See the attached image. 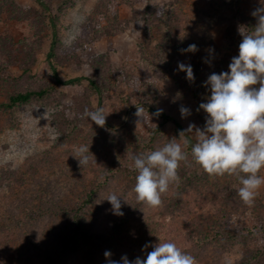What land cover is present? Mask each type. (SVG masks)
<instances>
[{
  "label": "rangeland",
  "instance_id": "obj_1",
  "mask_svg": "<svg viewBox=\"0 0 264 264\" xmlns=\"http://www.w3.org/2000/svg\"><path fill=\"white\" fill-rule=\"evenodd\" d=\"M41 1L48 10L35 0H0V212L21 214L18 225L11 216L0 223L8 231L0 233L8 257L40 243L55 248L71 240L70 214L33 219L31 210H71L86 199L80 214L85 243L75 239L79 243L67 249L61 264L119 261L125 256L117 254L123 240L131 243L129 260L145 258L160 241L186 248L197 264H202L198 258L236 264L244 245L264 248V186L252 204L244 203L238 178L206 173L172 122L182 131L189 124L203 128L206 114L198 106L210 95L205 82L213 72L228 71L238 55L239 29L254 30L259 18L251 13L264 7V0L232 5L227 0ZM162 6L167 16L154 21L152 11ZM50 15L57 33L51 64ZM190 44L198 51H182ZM179 62L192 66L194 81L178 71ZM57 79L78 81L63 85ZM28 91L45 94L3 107L12 95ZM181 107L191 115L182 118ZM97 108L107 115L103 127L84 115ZM157 109L171 121L154 117ZM173 138L188 159L180 163V180L162 194V203L149 206L134 192L137 171L130 156ZM188 138L194 142L192 134ZM112 193L122 199L123 216L111 211L106 199ZM105 251L112 256L106 258Z\"/></svg>",
  "mask_w": 264,
  "mask_h": 264
},
{
  "label": "clouds",
  "instance_id": "obj_2",
  "mask_svg": "<svg viewBox=\"0 0 264 264\" xmlns=\"http://www.w3.org/2000/svg\"><path fill=\"white\" fill-rule=\"evenodd\" d=\"M251 15L259 18L258 24L251 33L243 27L239 29L242 39L238 55L231 59L228 71L213 72L205 82L210 95L198 106V110L206 114L203 128L189 124L179 133V137H185L183 144L190 147L194 162L206 173L238 178V196L249 205L264 186V176L259 175L264 169V7L255 9ZM182 51L195 53L198 47L190 44ZM213 52L214 49H209V54ZM177 68L185 73L187 80H195L190 64L179 62ZM143 111V107L137 109L136 115ZM162 112L163 109H157L152 115L159 117ZM180 114L187 118L191 110L181 107ZM84 115L99 127L104 126L107 116L102 108L85 110ZM188 134H192L194 142L187 138ZM80 151L89 153L88 148ZM130 158L137 171L134 186L137 199L155 207L162 203V194L170 185L179 182L177 170L180 163L188 159V154L173 138L146 154L133 151ZM106 200L114 215L123 216L122 199L117 194L112 193ZM104 256L110 258L112 253L105 251ZM109 264H197V261L175 243L159 241L145 258L129 260L125 255L119 261L109 259Z\"/></svg>",
  "mask_w": 264,
  "mask_h": 264
},
{
  "label": "trees",
  "instance_id": "obj_3",
  "mask_svg": "<svg viewBox=\"0 0 264 264\" xmlns=\"http://www.w3.org/2000/svg\"><path fill=\"white\" fill-rule=\"evenodd\" d=\"M35 1L41 7L48 10L47 5H45L41 0H35ZM238 2H239V0H227V4H230V5L237 4ZM167 14H168V10L166 9V7L162 6V8H160V9L153 10L152 14L150 15V18H152L154 21H156V20L159 21V19H161V18H162V20L165 19ZM49 22H50L51 27H52V42H51V48H50L51 50H50L49 54L47 55V60L50 63V59L52 58L51 55L53 53V48L55 47L56 40H57V33H56V24H55L56 22L51 15L49 17ZM50 67L53 71L54 76L56 77L57 74H56L55 69L53 68L52 65H50ZM76 81H78V79H72V80H68V81H60L59 79H57V82L60 84H63V85L74 84ZM89 82L94 88L97 89V86L95 85V83L93 81H89ZM44 94H45V91L19 92V93L12 95L11 97H9L8 104L4 105L3 107H5L7 109H11L15 105L27 103L34 98L42 97ZM159 117L162 118V120L164 122L171 121L170 117L166 116L165 114H161ZM172 122L178 128V130L182 131V129L178 123H176L174 121H172ZM87 203H89V200L87 201V199H86V201L84 200L78 207H75L71 210L66 209V207L56 206L57 209H56V211H53L54 213L48 212L46 210L41 211L40 209H36V211L31 210L29 212L28 216H30V218H33V219L40 218L44 214L45 215L54 214L55 216H58L59 214H61V215L70 214L71 218H72V223H73L72 225L74 227V233L72 234V237H69L72 241L71 240H69V241L62 240L55 248L52 246L50 248H46L45 245H43V243H40L41 246L40 245H37L36 247L31 246L30 248L25 249L24 251H18L19 250L18 249L17 251L14 252L15 255L17 254V252H19L18 255L17 256L14 255L13 257L11 256L10 258L6 254L8 247L0 244V261H2L3 264H61V261L63 260V257L65 256L67 249L69 247H72V245L74 243H75L74 246L77 243H79V242H75V239L76 240L78 238L82 239L85 235L84 231L82 229L83 226H82V222L80 220V214H81L83 208L87 205ZM9 216H11L10 218H11V220H13V223H15L16 225L19 224L18 220H21V219H18V218L21 217V214L19 215V212H18V213H15L13 215V213L11 211H9V212L6 211L4 213L0 212V223L5 222ZM16 216H17V218H16ZM0 228H1L0 233L8 232L5 226H1ZM120 234H118V235H120ZM79 235H80V237H79ZM223 236L224 235H218V237H220V238H222ZM214 238H216L215 235L211 236V239H214ZM81 241L83 242V245H84V243H85L84 239H82ZM130 244H131L130 242L123 240L122 243H120V245H119V250H118L117 254H119V255L128 254V251L131 248ZM237 244H239V243H237ZM244 247H245L244 254L240 258V260L237 261L236 264H264V248H262V249H260V248L251 249V248L246 247V245H244ZM178 248H180L181 251H183V252L189 253L191 255L193 254V253H190L188 250H186V248H184V247L179 246ZM182 248H184V249H182ZM142 249H143L142 247H139L138 251L142 253ZM220 249H221V246H220ZM80 250H83V247H81ZM90 260H92L93 263L96 262V261H93V258H91ZM198 260L202 264L203 263L208 264V263H205L203 261L204 259H202V258H198ZM97 263L99 264L98 260H97Z\"/></svg>",
  "mask_w": 264,
  "mask_h": 264
}]
</instances>
